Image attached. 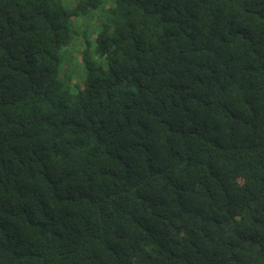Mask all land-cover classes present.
<instances>
[{
	"label": "trees",
	"instance_id": "1",
	"mask_svg": "<svg viewBox=\"0 0 264 264\" xmlns=\"http://www.w3.org/2000/svg\"><path fill=\"white\" fill-rule=\"evenodd\" d=\"M0 264H264V0H0Z\"/></svg>",
	"mask_w": 264,
	"mask_h": 264
},
{
	"label": "rangeland",
	"instance_id": "2",
	"mask_svg": "<svg viewBox=\"0 0 264 264\" xmlns=\"http://www.w3.org/2000/svg\"><path fill=\"white\" fill-rule=\"evenodd\" d=\"M58 1L69 12L73 10L77 2V0ZM70 22L74 29V39L62 46L60 50L58 79L64 88L75 92L83 87L86 76V69L81 60L83 45L86 43V40H94L96 34L106 25L103 6L98 4L79 15H71ZM89 52L91 53L92 51ZM94 57L97 58V56ZM98 62L102 63V66L105 67V60Z\"/></svg>",
	"mask_w": 264,
	"mask_h": 264
}]
</instances>
